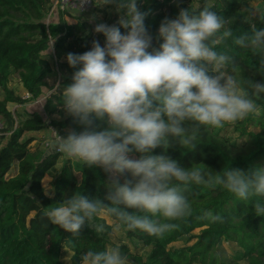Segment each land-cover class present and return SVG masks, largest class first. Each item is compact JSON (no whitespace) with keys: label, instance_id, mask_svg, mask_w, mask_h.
<instances>
[{"label":"clouds","instance_id":"1","mask_svg":"<svg viewBox=\"0 0 264 264\" xmlns=\"http://www.w3.org/2000/svg\"><path fill=\"white\" fill-rule=\"evenodd\" d=\"M140 3L95 0L97 7L113 6L118 20L94 23L92 32L103 36V45L93 40L89 50L63 57L74 69L71 83L55 85L50 95L60 88L57 105L81 128L65 135L54 131L53 148L66 160L101 168L109 182L103 200L79 186L46 207L45 217L73 237L85 223L103 234L105 225L96 222L100 216L128 231L162 237L192 214L187 196L192 186L251 200L253 214L264 217V163L246 169L225 164L213 171L196 162L182 166L166 154L169 148L192 151L202 129L222 128L257 111L264 83L242 75L236 53L251 55L256 72L264 73V27L252 25L249 33L234 37L233 20L220 16V7L191 0L174 17H165L153 36L144 23L149 12ZM253 14L243 9L244 17ZM157 148L165 154H153ZM201 218L209 224L222 219L211 210ZM79 264H129V258L114 245L88 249Z\"/></svg>","mask_w":264,"mask_h":264},{"label":"trees","instance_id":"2","mask_svg":"<svg viewBox=\"0 0 264 264\" xmlns=\"http://www.w3.org/2000/svg\"><path fill=\"white\" fill-rule=\"evenodd\" d=\"M251 0H200L202 4H214L218 14L232 19L234 37L249 33L251 26L264 27V14L253 18L243 16L241 8ZM191 0H141L139 7L148 10L145 27L155 36L160 22L176 15L179 8L187 7ZM52 0H0V264H66L62 260L68 252L69 264H79V257L88 249L103 250L108 243L112 224L103 216L96 222L105 225V232L95 234L85 223L76 237L51 225L44 215L46 207L59 203L70 196L79 186L83 194L103 200L109 182L108 175L99 167H85L78 162L65 160L51 178V193H47L42 179L56 164L60 153L43 152L36 145H30L32 137L27 132L40 131L44 120L38 112H16V117L7 108L5 101L23 104L37 98L42 89L71 83L74 69L69 68L63 57L67 53H83L89 50L93 39L86 35L87 26L78 20L73 24L59 19L45 23L44 14ZM104 7L113 8L106 5ZM103 11L104 9H98ZM121 31H125L121 29ZM55 37L51 57L55 68L47 59L49 40ZM154 45L156 41H153ZM230 42L225 45L228 47ZM239 51V50H237ZM242 75L252 81L264 83V73L256 72L254 58L237 52ZM15 73L22 87L30 95L21 98L7 87L10 76ZM51 80V81H50ZM60 88L55 95H48L42 109L47 116L59 113L56 103ZM257 113L243 121L236 122L234 131L245 136L242 141L232 140L221 134L219 129H202L197 147L186 152L169 148L167 155L182 166L202 163L213 171L229 168L246 169L264 163V95L257 100ZM5 125V126H4ZM49 125L60 135L69 130L79 131L81 126L72 118L50 119ZM153 154H165L161 149ZM16 166L14 173L10 170ZM192 205V214L176 221L178 227L162 237L149 236L140 231H128L114 218L126 236L148 247L149 264H238L233 260L223 261L218 246L223 241L234 243L241 251L237 259L246 264H264V217L252 212V201H240L218 188L192 186L187 192ZM106 203V201H105ZM211 210L221 216L219 222L209 224L201 218L203 211ZM128 211H134L129 209ZM108 217V216H107ZM201 228L198 233L194 229ZM190 245L179 248L168 245L178 240L189 241ZM131 264H144L140 255L121 245Z\"/></svg>","mask_w":264,"mask_h":264},{"label":"rangeland","instance_id":"3","mask_svg":"<svg viewBox=\"0 0 264 264\" xmlns=\"http://www.w3.org/2000/svg\"><path fill=\"white\" fill-rule=\"evenodd\" d=\"M209 1H211V0H208V2ZM52 2H53V0H52ZM94 3H95V0H93V5H92L90 10H88L86 12H82V13L55 12L52 9V3H51L50 7L48 8L46 13L44 14L43 21L45 23H55L59 19H63L68 24H73V23L77 22L78 20L84 21L86 26H87L86 35L91 37V39L98 41L101 45H103V36L99 33H93L92 32V29L94 27V23L103 22V23H106L109 25L114 24L118 20V13H116L114 9L109 8V7H104V6L97 7ZM245 7L249 8V9H253L255 11V14H253L251 16V18L255 17L256 15L264 14V0H251L250 2H248L242 6L241 11H243V9ZM101 8H103L104 10L99 11L98 9H101ZM91 16L96 17V20L92 23H90L88 21V18ZM47 53H50V54H47V59L50 61L52 67L55 68L54 59L51 57L52 56L51 55L52 48L47 50ZM57 84H58V81L54 84V86ZM7 87L12 91V93L14 95H17L21 98L25 96L26 91L22 87V84L19 82L15 73H13L10 76L9 81L7 83ZM49 94H50V89L48 90V89L44 88V89H42L41 94L35 99L27 100L23 104H18V103L6 100L5 105L14 114V117H16V115H15L16 112L21 113L24 111H27V112H34L35 111V112H38L39 114H41V116L43 117V120H44V124H45L43 129L40 131L27 132L25 134V136L32 137L33 140L31 141L30 145L38 146L42 152L49 149L50 153H56V152L60 153L57 149H54L52 147L53 146V140H54L55 136L53 135L52 131L49 128V126H50L49 122H50V119L61 120L63 118L64 114L61 111L59 113L53 114L51 116H47L44 113V111L42 109V104H43V101L46 98V96H48ZM1 97H2V92L0 90V98ZM255 113H257V111ZM235 124L236 123L225 125L224 127L218 128V129H219V132L221 134H224V135L230 137L232 140L240 142V141L245 139V136L241 137L238 135V133H236L234 131V125ZM65 160L66 159L60 153V156H59L56 164L42 179V185L44 186V189L47 193H51V187L49 184L51 181V178L57 173L60 166L62 165V163ZM15 170H16V166H13L12 169L10 170V174L14 173ZM103 217L105 218V220L108 223L112 224V230L108 236V243H107L106 247L114 246V245L120 247L121 245H125L129 248L130 251H132L135 254L140 255L144 264H149V262H148V247L142 245L140 242L136 241L135 239L128 238L126 236L124 230L117 223L112 222V220L107 216H103ZM200 229L201 228H196L193 230L192 233H198L200 231ZM194 240H195V238H193L189 241L178 240V241L170 243L168 246L173 247V248H179L182 246L192 244L194 242ZM218 250H219L221 257H222L224 262L226 260H233V261H236L238 264H246V262L244 260L235 258V257H237V255H239L241 250L234 243L229 242V241H223L218 246ZM62 260L64 261V263L69 264V257H68L67 251L64 252V254L62 256ZM129 264H131V263L129 262ZM192 264H203V263H192Z\"/></svg>","mask_w":264,"mask_h":264},{"label":"built area","instance_id":"4","mask_svg":"<svg viewBox=\"0 0 264 264\" xmlns=\"http://www.w3.org/2000/svg\"><path fill=\"white\" fill-rule=\"evenodd\" d=\"M93 0H53L52 9L55 12L61 13H82L91 9ZM30 95L26 92L22 98H28ZM3 128V121L0 119V130ZM53 135H56V129L53 126H49ZM55 131V132H54ZM53 147V146H52Z\"/></svg>","mask_w":264,"mask_h":264},{"label":"water","instance_id":"5","mask_svg":"<svg viewBox=\"0 0 264 264\" xmlns=\"http://www.w3.org/2000/svg\"><path fill=\"white\" fill-rule=\"evenodd\" d=\"M48 154H50V150L49 149L43 152V156H47Z\"/></svg>","mask_w":264,"mask_h":264}]
</instances>
